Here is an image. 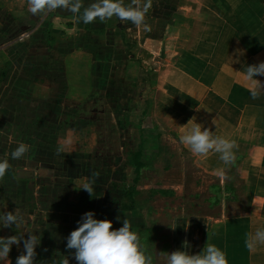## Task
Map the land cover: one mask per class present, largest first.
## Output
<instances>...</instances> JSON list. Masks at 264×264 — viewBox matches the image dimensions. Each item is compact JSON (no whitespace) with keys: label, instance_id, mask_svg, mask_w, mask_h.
I'll return each instance as SVG.
<instances>
[{"label":"crops","instance_id":"1","mask_svg":"<svg viewBox=\"0 0 264 264\" xmlns=\"http://www.w3.org/2000/svg\"><path fill=\"white\" fill-rule=\"evenodd\" d=\"M86 2L88 7L95 0ZM143 2L124 0L126 5ZM10 3L0 0V112L17 108L18 96L37 97L47 80L45 71L54 69L58 56L65 63L70 60L78 36L87 41L98 39L99 47L109 40V47L100 48L101 56L114 53L119 62L135 68L138 65L151 75L147 79L151 88L143 100L146 104L137 126L141 141L134 155L140 153L141 162L156 168L163 162L165 167L176 169V161L180 172L194 168L201 184L196 185V192L209 193L202 199L212 212L195 218L202 227L190 237V252L197 254L210 242L227 253L229 264H264V247L249 252L244 244L247 233L264 225V92L257 98L250 94L253 89H264V76L249 81L245 75L248 65L264 62V0H152L145 18L148 30L145 25L121 22L116 17L85 25L63 9L34 16L28 0L17 7ZM156 15L166 16L160 36L149 25ZM159 61L164 63L156 68ZM75 87L71 84V90ZM25 101L21 100L17 109L24 110ZM192 123L236 141V160L226 168L225 179L216 175L218 168L225 167L219 154L210 152L207 157L196 158L180 142ZM136 173L139 176L138 170ZM28 175L34 176V172ZM160 188L168 190V195L171 192ZM209 219H214L211 227L207 226ZM109 220L113 228L123 225V219ZM25 221V225L30 224ZM34 224L38 223L25 226L23 235L40 237L38 264H48L44 262L51 259V253L52 258L74 253L66 249L71 231L61 237L56 231L53 237V231L42 234ZM196 236L199 240L193 244ZM22 252V242L19 247L12 246V264Z\"/></svg>","mask_w":264,"mask_h":264},{"label":"rangeland","instance_id":"2","mask_svg":"<svg viewBox=\"0 0 264 264\" xmlns=\"http://www.w3.org/2000/svg\"><path fill=\"white\" fill-rule=\"evenodd\" d=\"M9 1L11 7L24 3ZM86 1L82 0L84 7ZM165 17L152 18L149 25L154 34H163ZM79 37L70 60L65 63L58 56L54 69L45 71L47 80L37 97H17V108L26 100L24 110L0 112V159H8L11 165L0 179V214L20 211L25 217L19 229L3 228L0 235L3 231L7 232L4 237L26 233L25 226L36 222L35 230L42 234L53 231V237L57 231L61 237L77 228L84 213L94 211L97 219L131 220L132 228H142L137 233L144 237L141 240L153 261L167 264L168 253L182 250V242H189L191 235L201 230L195 218L212 212L202 199L209 193L196 192V185H201L198 174L192 167L180 172L179 161L176 169L165 167L163 162L156 168L144 161L140 179L135 181L133 155L141 141L137 126L146 104L143 100L151 88V81L147 83L151 75L138 65L135 68L119 62L114 53L101 56L100 48L109 47V40L99 47L98 39ZM156 50L159 52V47ZM163 63L159 61L155 67ZM71 84L76 86L73 90ZM147 134L145 130L144 139ZM20 143L27 144L29 151L23 158L12 160L10 154ZM90 180L95 182L93 194L81 189ZM163 186L171 191L166 197L158 194ZM25 220L30 224L25 225ZM208 222L211 227L214 219ZM195 240L193 244L198 236ZM49 256L51 259L44 263L62 264L69 258V264H76L73 255Z\"/></svg>","mask_w":264,"mask_h":264},{"label":"clouds","instance_id":"3","mask_svg":"<svg viewBox=\"0 0 264 264\" xmlns=\"http://www.w3.org/2000/svg\"><path fill=\"white\" fill-rule=\"evenodd\" d=\"M29 11L35 16L38 13L56 9L66 10L77 16L78 21L87 25L97 19L104 21L116 17L121 22H131L136 26L145 25L146 14L152 7V0H144L142 4H125L124 0H95L88 7L83 6L82 0H28ZM146 30L147 26L145 25ZM246 78L249 81L264 76V62L248 65ZM264 89L251 90L253 98H257ZM180 142L189 150L193 157H207L210 152L219 154L224 168H218L216 175L222 180L226 178V168L236 160V141L222 136L213 135L208 128L201 127L200 123H192L180 137ZM29 151V146L20 143L11 152L12 160H19ZM62 151V148L58 149ZM8 159H0V179L10 168ZM94 181L83 184L81 189L93 194ZM25 217L20 211H10L0 214V229H19ZM119 219V217L117 218ZM75 228L66 238V249L72 253L76 264H153V257L147 246L142 242L139 234L132 229L127 219L123 225L113 228V221L97 219L94 211L84 213L77 221ZM23 243V252L16 258L15 264H38L36 248L41 239L38 235L23 233L7 237L0 236V264H9V254L12 246ZM245 247L249 252H255L264 247V225L245 236ZM191 244L182 242V250L168 253L167 264H229L227 253L214 243H206L203 250L197 254L190 252ZM12 264V262H11ZM69 264V258L62 261Z\"/></svg>","mask_w":264,"mask_h":264},{"label":"trees","instance_id":"4","mask_svg":"<svg viewBox=\"0 0 264 264\" xmlns=\"http://www.w3.org/2000/svg\"><path fill=\"white\" fill-rule=\"evenodd\" d=\"M135 156V160H136V165H137V170H138V175L140 176V173H141V171H140V169H141V167L143 166V164H142V162L139 160V158L138 157H140V153H137L136 155H134ZM139 176H137V178H136V181H138V179H139ZM159 192H160V194H162L163 196H166V195H168V190H166V189H164V188H160L159 189ZM134 231H136V232H138V230H142V228H136V227H133L132 228ZM140 236V235H139ZM141 239H143L144 237H140ZM156 259V258H155ZM153 264H156L155 263V261H153Z\"/></svg>","mask_w":264,"mask_h":264}]
</instances>
